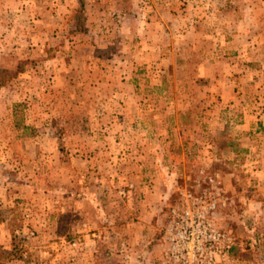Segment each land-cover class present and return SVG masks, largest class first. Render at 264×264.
Returning a JSON list of instances; mask_svg holds the SVG:
<instances>
[{"label":"rangeland","instance_id":"rangeland-1","mask_svg":"<svg viewBox=\"0 0 264 264\" xmlns=\"http://www.w3.org/2000/svg\"><path fill=\"white\" fill-rule=\"evenodd\" d=\"M194 202L264 264V0H0V264H164Z\"/></svg>","mask_w":264,"mask_h":264},{"label":"built area","instance_id":"built-area-1","mask_svg":"<svg viewBox=\"0 0 264 264\" xmlns=\"http://www.w3.org/2000/svg\"><path fill=\"white\" fill-rule=\"evenodd\" d=\"M214 206L215 203L209 204V208ZM173 213L164 233L163 252L166 259L163 263L198 264V256L213 248V242L219 239V234L210 227L206 214L198 209L195 202L180 212L174 209Z\"/></svg>","mask_w":264,"mask_h":264},{"label":"trees","instance_id":"trees-1","mask_svg":"<svg viewBox=\"0 0 264 264\" xmlns=\"http://www.w3.org/2000/svg\"><path fill=\"white\" fill-rule=\"evenodd\" d=\"M15 115L17 116V113H16V112H15ZM17 123H18V124H21V120L18 119Z\"/></svg>","mask_w":264,"mask_h":264}]
</instances>
